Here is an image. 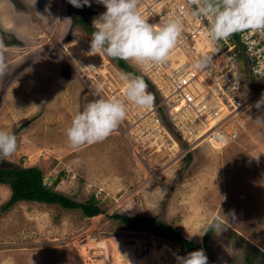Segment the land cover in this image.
<instances>
[{
    "label": "rangeland",
    "instance_id": "374dc122",
    "mask_svg": "<svg viewBox=\"0 0 264 264\" xmlns=\"http://www.w3.org/2000/svg\"><path fill=\"white\" fill-rule=\"evenodd\" d=\"M0 1L4 16L12 10L5 16L11 23L0 26V130L14 133L18 144L0 166H37L52 191L78 203L94 196L105 211L86 218L80 209L49 201L3 211L12 191L0 185V264H176V254L188 253L175 241L124 230L109 217L114 214L158 218L201 245L210 229V248H202L209 264H252L248 244L264 246V222L257 220L264 216V123L256 120L264 110L254 106L257 100L243 114L238 140L220 152L183 143L160 152L140 149L122 122L102 142L74 148L66 136L73 116L105 98L97 95L99 78H86L70 49L74 39L91 37L70 11L83 8L88 15L92 4ZM37 19L39 28L27 26ZM47 33L54 42H43ZM109 60L106 69L123 83L121 74L129 73ZM241 73H247L243 66ZM253 82L264 88V78Z\"/></svg>",
    "mask_w": 264,
    "mask_h": 264
},
{
    "label": "built area",
    "instance_id": "2783aa9c",
    "mask_svg": "<svg viewBox=\"0 0 264 264\" xmlns=\"http://www.w3.org/2000/svg\"><path fill=\"white\" fill-rule=\"evenodd\" d=\"M90 2L93 18L106 11L96 0ZM138 9L156 28L182 15L181 9L192 10L188 0H139ZM207 24L198 17L186 20L177 46L163 65L132 64L154 90L151 108L127 101L126 81L117 82L106 69L107 55L90 53L91 37L71 42L83 75L94 81L99 78L105 99L125 102L127 116L122 123L137 148L160 152L183 143L190 148L208 145L220 152L238 140L245 110L264 93L253 82V78H264V35L249 31L216 42L209 37ZM205 58L204 67H194ZM242 66L246 75L241 73Z\"/></svg>",
    "mask_w": 264,
    "mask_h": 264
},
{
    "label": "clouds",
    "instance_id": "9594fccd",
    "mask_svg": "<svg viewBox=\"0 0 264 264\" xmlns=\"http://www.w3.org/2000/svg\"><path fill=\"white\" fill-rule=\"evenodd\" d=\"M74 7H91L90 0H69ZM106 11L92 20L91 52H101L112 59L123 60L141 67H153L166 63L170 53L177 46L185 21L192 17L207 20V31L213 41L226 40L236 33L257 32L264 35V0H188L191 12L181 9L182 15L162 22L159 28L148 23L138 9L139 0H96ZM89 53V54H90ZM207 58L197 60L194 67L205 66ZM3 64L0 62V73ZM126 81L124 94L127 101L140 108H151L154 96L148 92L141 77L121 74ZM103 85H97V95ZM264 110V93L254 105ZM124 101L98 99L89 102L72 118L66 129L70 146L102 142L126 119ZM264 123V118H257ZM18 150L14 133L0 130V158H8ZM215 227V225L213 226ZM176 264H208L204 249L175 255Z\"/></svg>",
    "mask_w": 264,
    "mask_h": 264
},
{
    "label": "trees",
    "instance_id": "16d2710c",
    "mask_svg": "<svg viewBox=\"0 0 264 264\" xmlns=\"http://www.w3.org/2000/svg\"><path fill=\"white\" fill-rule=\"evenodd\" d=\"M72 7H74L72 5ZM88 15L84 9L72 10L71 15L76 17L75 23L81 24L87 34L91 36L94 29L86 21V15L91 16L93 19L94 13L88 9ZM112 59V58H111ZM119 68L129 73L132 77H141L148 86V90L154 96V90L150 83L134 70L127 62L123 60L112 59ZM0 185H8L12 191L11 198L2 207L3 211H8L14 205L19 202H51L59 204H67L71 208L80 209L83 216L86 218H95L105 213V211L99 206L97 200L92 196L85 203L75 202L63 194L52 191L45 184V175L41 168L37 166L21 167L16 165H9L8 167L0 166ZM111 219L117 221L124 230L131 232H143L149 235L158 237L163 240L175 241L188 252L205 248H210V235L212 230L208 229V232L204 238L203 245L185 239L179 232H177L173 226L158 219L149 218L143 216H129L122 214H114L109 216ZM251 247V252L248 256V263L257 261L258 264H264V253L255 248L253 245L248 244ZM209 264V263H208Z\"/></svg>",
    "mask_w": 264,
    "mask_h": 264
},
{
    "label": "crops",
    "instance_id": "0c3cea01",
    "mask_svg": "<svg viewBox=\"0 0 264 264\" xmlns=\"http://www.w3.org/2000/svg\"><path fill=\"white\" fill-rule=\"evenodd\" d=\"M3 3V1L1 2L0 1V26L1 27H3V24L5 23V21L7 20V21H9L10 23H11V21H10V19H8L7 17H5V16H7L9 13L10 14H12V10H11V7H9L8 9H7V13H6V15L4 16V14H3V12H2V10H1V4ZM3 14V15H2ZM38 20V19H37ZM29 24H27V26H35V27H38L37 26V24L39 25V26H41L42 24H41V22H40V20H38L37 21V23H35V22H31L30 23V21H27ZM54 25H55V27L56 26H58V23H54ZM54 25H50L49 24V28H50V26L51 27H53ZM11 27H12V25H11ZM39 28V27H38ZM41 28V27H40ZM31 29H33V28H31ZM22 33H24V32H21V34ZM55 40H54V35L52 34V33H47V35H46V37H45V39L43 40V42H46V43H48V42H54ZM250 199H251V197H250ZM251 202V201H250ZM262 207V206H261ZM260 207V208H261ZM253 209L255 210V213H257L258 211H256V210H259V206H257V207H253ZM251 210H252V207H251ZM251 214H252V212H250ZM253 215V214H252ZM258 216H260V211H259V214H258ZM257 216V217H258ZM261 217V216H260ZM257 220L258 221H260V222H264V216L262 217V218H257ZM243 225V224H242ZM242 229V228H241ZM243 229L244 230H246V226L245 227H243ZM243 229L241 230L242 232H240L241 233V235H243V238H245V239H247V240H249V241H251L252 242V240L250 239V237L247 235V233H244V231H243ZM263 235H264V233H263ZM254 246V245H253ZM255 248H257L258 250H260L261 252H263L264 253V246H260V245H255L254 246ZM250 263H254V264H258V262L257 261H255V262H250Z\"/></svg>",
    "mask_w": 264,
    "mask_h": 264
},
{
    "label": "bare ground",
    "instance_id": "6f19581e",
    "mask_svg": "<svg viewBox=\"0 0 264 264\" xmlns=\"http://www.w3.org/2000/svg\"><path fill=\"white\" fill-rule=\"evenodd\" d=\"M212 148H214V149H216V150H219L218 148H216V147H212ZM94 244V243H93ZM163 249H164V247H163ZM162 252V251H161ZM162 254V253H161ZM152 260V259H151ZM147 264V263H146Z\"/></svg>",
    "mask_w": 264,
    "mask_h": 264
},
{
    "label": "water",
    "instance_id": "95a60500",
    "mask_svg": "<svg viewBox=\"0 0 264 264\" xmlns=\"http://www.w3.org/2000/svg\"><path fill=\"white\" fill-rule=\"evenodd\" d=\"M246 59V58H245Z\"/></svg>",
    "mask_w": 264,
    "mask_h": 264
}]
</instances>
